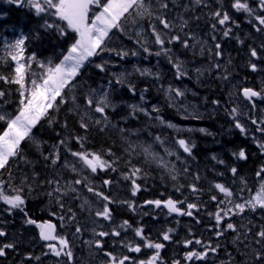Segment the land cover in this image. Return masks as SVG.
Instances as JSON below:
<instances>
[{"label":"snow or ice","instance_id":"1","mask_svg":"<svg viewBox=\"0 0 264 264\" xmlns=\"http://www.w3.org/2000/svg\"><path fill=\"white\" fill-rule=\"evenodd\" d=\"M9 4L15 5L20 8L27 7L30 11H33L35 16L41 19V23L38 29L33 31L30 35L21 34L14 40V42H6L4 47L7 52V57L13 64L12 75H0V81L8 85H16L18 100L16 102V109L14 112L7 111L2 105L9 103V97L11 92L7 89H0V204L4 207L0 208V213H7L12 216L14 213H23L24 223L26 225H34L39 230L40 240L46 242L45 246L48 252L44 255H52L56 258L66 257L68 264H71L73 260V252L71 250V244L68 238L58 235L56 232V225L50 221L38 222L33 219L26 210L27 197L25 195L26 190L31 192L33 186L30 182V177L24 175L19 184L14 183L15 172L14 169H19L21 165H30L31 161L25 154V145L27 142L32 143L36 147H39L42 143L34 132L38 125H42V121L46 122L51 128L57 123L55 113L61 111V105L71 103L73 107L68 108L67 111L75 112L80 108V104L77 103V96L75 90L78 87L77 80L85 72L89 64H94V68L99 72L104 73L108 70L109 60L104 59V54L114 55L121 60L127 58L129 55L137 56V51H127L122 47H113V30L116 32L125 34L129 33V26L141 27L138 24V17L145 15L151 16L152 13L148 10L145 0H7ZM159 4V14L155 16V20L162 25L163 29L171 30L174 27L173 21L170 20L166 12L169 8V4L166 0H157ZM195 5H203L207 7L206 0H194ZM255 7L252 6L250 0H232L231 8L236 12H243L247 14L251 19L248 23L251 24L256 32H264V0H254ZM7 18V14H0V20ZM211 18L214 21L211 24L213 32L218 27L223 29L222 35L224 38L232 36V27L229 24L235 25L239 28V24L233 18V16L222 8L216 9L211 12ZM59 22H63V25ZM151 35L154 37V43L159 46V50L154 53L150 47L147 46L146 40L140 39L141 32L137 31L134 35L138 38L136 43L148 55L165 56L170 64L175 69L176 79H182L187 76V70L182 61L178 58H173L171 55V49L165 45L180 42L184 48H189V42L187 39L182 40L179 35H169L157 30L155 24L150 25ZM187 27V21H183L181 28ZM69 30L75 35L71 38L72 42L69 46L61 50L58 61L55 59L44 58L40 59L35 53L25 58V46L29 39L40 40L41 32L49 35H56L59 40H65L69 36ZM132 38V34H129V39ZM211 39L215 41L217 37L212 35ZM239 43H243L239 37H236ZM215 56L220 58L223 55L221 44L215 43ZM264 48V44L260 46ZM250 56L255 59H260L258 50L255 47L250 48ZM99 57L101 62L94 63V58ZM35 64L36 71L33 69ZM249 68L251 71H258V65L253 62H249ZM216 68H220L217 63ZM136 72L142 77H153L154 80L160 79V73L153 72L149 68L136 67ZM197 73L203 74L200 69H196ZM223 79L227 80L228 76L224 75ZM115 84L125 85L124 74H120L115 78ZM127 89L132 95H136V85L128 82ZM162 87V86H161ZM113 87V80L107 81V87H101L99 89H91L84 93V103L87 106L85 116H88L90 111L92 115L99 114L100 119H96L95 123L100 125L102 123L108 124L109 118L107 109L112 108L115 110L116 104L112 100V91H109ZM148 88H144L140 95V100L144 101L145 96L143 93L148 92ZM164 93L170 101V106L183 108L184 116L187 119L201 120L204 117L195 109V106L185 105L184 98L186 97V91L181 88L168 85ZM193 95H196L193 93ZM242 97L251 104V108H256L255 101L264 100V89L254 90L250 87H244L241 91ZM214 105L219 106V100H213ZM130 112L128 115L132 118H136L139 113H143L146 117H150L152 113H159L160 108L153 105L151 112L146 108L140 107L137 104H131L128 106ZM189 107H192V111H189ZM228 115L233 120V125L242 135H248V128L241 122L239 116L240 110L237 107L231 109H225ZM249 121L255 126V131L259 132L261 136H264V118H253L251 112H249ZM91 119V116H89ZM160 124L167 128H173L177 132L181 131H198L205 135H212L206 128H187L181 129L177 125L170 121H165L162 116L157 115L155 117ZM67 122L64 127L67 128ZM80 127L87 130L89 124L85 122L84 116H81ZM123 131V129H121ZM257 147L264 154V140H258L255 136L252 137ZM77 143L81 145L83 149L84 138L75 137ZM156 140L161 141L159 136ZM175 144L182 149V152L189 157H193V150L196 148V144L191 139L177 138L174 141ZM59 144L64 146L67 144V140H60ZM71 156L77 158L91 173L95 174L98 171H116L114 167L115 161L109 162L104 159L101 153L88 152V151H71L68 149ZM147 151V149L145 150ZM172 155V153H169ZM232 155L237 160H247L248 154L245 149L241 148L239 151H233ZM111 157V152H109ZM179 158V157H177ZM194 158V157H193ZM46 161L50 160L52 165H56L60 160V150L58 147H54L52 153L48 156H44ZM212 160L218 164H224L225 161L218 159L216 155L212 156ZM65 167H68V163L65 162ZM71 170L75 172L77 169L73 165ZM184 172H188L187 168H184ZM141 169L134 168L132 172L124 176L125 180L131 182L132 196H136L141 191V185L137 183V179ZM230 172L233 177H238L237 167H231ZM7 173V178H4ZM223 175V173H220ZM255 177L259 182V189L254 195H250L248 198L243 196L238 197L241 202H237V199H233L234 191L225 186L222 183H215L214 188L223 195V199L217 198L216 195L211 196V200L216 202L217 208L214 213H208L209 216L215 220L213 226L216 231L215 235L219 240L224 236L226 232L231 231L235 233V239L233 243L237 244L239 254L243 258L244 264H264V225H261L258 230H253L251 221L247 227L234 224L231 221L232 217L243 218L247 212H257L260 210L264 212V165H261L258 171L255 172ZM240 182L243 185L240 191L243 193L247 189V181L243 177H239ZM173 180L176 179L174 175ZM195 180H199L197 175ZM81 180L74 181L76 185L81 184ZM46 183L52 186V191L48 192V196H56L57 204L61 209L64 208L62 202L63 196L67 195V191H62L60 181L57 179L48 180ZM104 185H110L111 180L105 179ZM87 186V185H86ZM190 190L193 193L200 191L195 183L189 185ZM72 192H76L77 189L71 187ZM88 192L93 193L95 196L100 197L105 203L102 206V210L95 212V216L102 218L106 221H112V211L109 208V204L113 203L109 196L104 195L103 192L95 191L93 187L87 188ZM179 191V188L177 189ZM251 191L250 189H248ZM127 204L128 208L135 212L137 205L132 201H122ZM231 205V207H228ZM152 206L155 209L166 208L169 214H177L179 216L194 217V213L200 211V207L196 203L185 202L181 200H174L169 197L166 200L154 199L146 200L140 207ZM183 206V207H182ZM71 212V209H68ZM55 215V213H52ZM144 215H149L145 212ZM61 221L64 220L63 216H60ZM72 219L75 220V214L72 215ZM199 222V221H197ZM0 223H3L0 221ZM132 225L128 220L123 221L119 226V229H130ZM81 227L77 226L76 233L81 232ZM135 237H138L141 243H125L123 246L131 253H141L144 248L152 249L153 254L147 259L134 260L128 255L117 256L112 252H105L104 255L108 257L106 264H164L161 257V250L164 249L165 244L162 242H156L150 240L144 234V227L138 226L133 229ZM174 230L172 228L162 232V240L170 241L172 239L171 233ZM8 233L4 228L0 227V237H6ZM98 237L120 236L121 231L117 228H113L111 232L99 231L95 232ZM98 249L103 248V242L101 239L94 241ZM186 248H190L191 245H200V251L190 249L185 253L184 260L186 262L193 261H206L209 255H215L218 253L221 245L219 243L213 244L210 241L205 242L201 239H186L184 242ZM251 245V247H250ZM16 244L14 242L0 243V257H6L8 250H15ZM226 264H236L232 253H227ZM37 261L40 260L39 256L34 257ZM27 260H32L31 255L26 257ZM173 264H180V261H173Z\"/></svg>","mask_w":264,"mask_h":264},{"label":"trees","instance_id":"2","mask_svg":"<svg viewBox=\"0 0 264 264\" xmlns=\"http://www.w3.org/2000/svg\"><path fill=\"white\" fill-rule=\"evenodd\" d=\"M145 2L152 15L138 17L139 24L144 23L147 19L153 21L154 14L158 12L157 0H145ZM5 13L7 14V18L0 20V75L10 76L12 75L13 66L7 57V53L4 51L1 43L2 40L7 37H14L16 34L20 35L21 32L30 35L38 29L42 21L27 7L20 8L9 4L7 0H0V14ZM137 31L139 29L131 25L129 26V33L122 34L113 30L112 46L122 47L129 52L137 51L142 56L141 58L148 57L136 43L138 38L134 33ZM129 34H132L131 39H129ZM74 35L69 30L68 38L59 40L54 34L49 35L41 32L40 40L29 39L26 42V53H35L40 59L50 58L58 61L61 50L69 46L72 42L71 38ZM146 36L144 38L141 36L140 39L144 40ZM147 46L150 47L148 44ZM103 58L110 62L106 72L101 73L94 68V64H89L82 76L77 80L78 85L81 87L75 90V95L78 98L77 103L80 104V108L75 112H69L67 109L73 107L71 103L61 105V111L54 114L57 123L50 128L46 122L42 121V125H38L37 129H34L37 138L42 141L41 145L36 147L32 143L27 142L24 146L25 154L28 156L31 164L21 165L19 169H14L16 173L14 183L18 185L24 175L30 177L33 190L31 192L26 190L25 192L28 200L26 204L27 211L32 206L36 210L35 216L38 220L42 221L46 218L45 214L41 213L44 195L48 190L46 181L55 174L56 169L63 170L65 173L67 172L66 169H62L63 164L61 160L66 155L71 156L68 149H71V151L101 153L103 158L109 160V162L115 161L114 167L116 171H98L95 174L87 170L84 171L83 175L91 178L85 182L93 186L94 190L98 189L97 186L103 185L105 179H108L112 181L110 185L114 187L98 189V191L130 192L131 182L125 180L124 176L130 174L134 168L141 169L137 179V183L141 185V191L137 195L140 200H166L171 197L174 200L185 201L188 199L187 192L191 191L189 185L193 183L200 189L198 192H213L214 189L212 186L215 182H212L211 179L214 173H218V176L221 177L222 166L225 167L224 173L227 174V186L234 192H241L240 189L243 185L240 182L239 176H231V167H237L238 173L247 177L245 179L247 181V189L243 192L250 193L259 188V184L255 182L258 156H253L251 153H248L247 160L241 162L237 159L232 160L229 152V145L232 143L227 140L230 139L229 137L222 135V132L214 138L198 132H174L164 125H158L154 117H146L143 113H139L136 118L130 117L128 115V112H130L129 105L141 104L143 106L147 101L156 104L160 108L159 114L166 119H171L180 124L191 125L199 123L198 120L185 118V116L180 115L179 112H176L174 108L169 106L161 88L158 87L160 83L158 80L148 82L147 77H142L135 71L136 67L142 66L141 63L145 61L144 59H140L141 61H139L138 65V61L134 60L131 55L121 60L119 57L105 53ZM99 62H101L99 57L94 58V63ZM146 64L149 69L158 68L154 55L148 58ZM120 74H124L125 85L115 84V78ZM109 79L113 80L115 90L112 91V89H109V91H112L111 98L117 106L115 110L112 108L107 109L108 124L102 123L97 125L95 120L100 119L99 114L93 116L89 111L88 116H85L87 106L84 103V93L91 89L107 87V81ZM128 82L136 85V95H132L128 91L126 86ZM146 87L149 90L147 93H144L145 100L141 101L139 96ZM0 89H7L11 92L9 103L3 105V107L15 111L18 100L17 86L8 85L0 81ZM191 90H194L197 95L196 101L200 103L202 110H204L202 104L206 106L215 96H221L222 93V90L218 86H199ZM218 91L219 94L217 95ZM188 97L193 98L191 95H188ZM81 116H84L85 122L89 124L87 130L80 127ZM89 116H91V119ZM65 122H67V128L64 127ZM204 122L207 123L208 121ZM2 126V123H0V127ZM157 136L164 140V145L158 144V140H156ZM75 137L84 138L83 149L77 143ZM177 138L191 139L195 142L196 148L193 150L194 158L189 157L182 152V149H179V146L174 143ZM60 140H67V144L61 146L59 144ZM54 147L59 148L61 156V160L56 165H52L50 160L46 161L44 159V156L52 153ZM146 149L147 151H145ZM109 152H111V157H109ZM169 153H172V155ZM213 155H216L218 159L224 160L225 163L217 167L212 166L211 162L214 161L212 160ZM71 157L73 164L76 162L80 164L77 158ZM184 168H187L188 172H184ZM212 168L214 170L213 172H211ZM174 175L176 176L175 180L172 179ZM197 175L200 177L199 180L194 179ZM4 178H7V173H5ZM178 188L179 191L177 190ZM117 213L123 214L124 216V212L120 213L117 211ZM32 216L34 217V214ZM124 218H128V216ZM131 220L134 221L132 218Z\"/></svg>","mask_w":264,"mask_h":264},{"label":"rangeland","instance_id":"3","mask_svg":"<svg viewBox=\"0 0 264 264\" xmlns=\"http://www.w3.org/2000/svg\"><path fill=\"white\" fill-rule=\"evenodd\" d=\"M218 1L220 2V0H218ZM187 13L188 12H185V13L181 12L179 14V17L175 19L176 22L174 24V27L171 30L176 35H178V33H180V32L183 33V35H184V33L187 31H188L187 33H189V34L195 33L192 30V28H191V31L189 30L190 27H186L187 29H185V27L183 29L181 28V24L183 23V21H189V17H185V15ZM240 14H242V15L240 16ZM246 15L247 14H245L243 12H237L234 16L237 18L242 17V19H243V17H245ZM248 19H251V18L248 17ZM243 23L249 24L248 20H244L240 23V28H241L242 34L247 32V30H244L242 28ZM153 24L156 25L157 30H158V24H157V21L155 20V18L153 19ZM141 26H142V28L137 27V29H139V31L141 32V36L143 38L145 35H147L146 39H144V40H146L148 42V45H151V44L156 45L154 43V37L151 35V31H148L145 25L141 24ZM160 28H161V25H160ZM174 28H177L178 30H175ZM180 29H182V30H180ZM158 31H160V30H158ZM169 31L170 30H167V32H166V30L164 29L163 31H160V32L167 34V35H170ZM207 35L209 36V34H207ZM239 36H240V33H237L236 37H239ZM17 37L18 36L14 37V38L4 39L2 41L3 45H5L6 42H14V40ZM239 38L241 39V37H239ZM207 40L206 41H202V40L198 41V39H192L193 45L190 49V52L193 53V52H195L196 49L206 50V48L208 47L210 52L213 53L210 56L214 57L215 51L213 52L212 46L216 40L213 41L212 39H209V38H207ZM217 42L219 43L221 41L218 40V41H216V43ZM220 44H223V43H220ZM235 48L236 49L233 51L234 52L233 57L236 58V56H238L241 58L242 61L240 63H238V65H239L238 68L232 69V70H229V65H228L230 57L225 54V50L223 48H222L223 58L220 59V62H216V61H213V62L209 61L208 62L207 56L204 55L206 57L205 62L200 60L199 64L191 65V69H190V66L188 67V63H186L187 62L186 57H183L178 52H174V54H173V51H171V55L173 56V58H178L180 61L183 62L188 74H187V76L183 77L182 79H179V82H180L179 83L178 80H176V77L173 76V69L174 68H173L172 64H170L168 62L167 58L165 56H163V62L167 64L168 68L170 67V69L168 70L170 76L168 78H166V80L163 84L164 87H161V88H162L163 93H164V90L167 89L168 85H172L173 87L181 88L182 90H185L186 91V97L184 98V104L190 105V106H195V109L203 116L204 115L203 113H205V110H202L200 103H198L196 101L197 95H193L194 92H191L189 90L192 87L191 84L189 82H187V83H183V82H185L186 80L187 81L188 80L203 81V80H206L208 78V73L209 74L212 73L214 76L209 77V80H210V78L217 79V85H218V87H220V90H222L221 96H219V97L217 96V98L213 99V100H219L220 105L219 106L214 105L212 103V101H213L212 100L211 103L206 104V106L204 104H202L203 108L209 107L208 108L209 110L207 112L211 113L212 116L216 115V116H218V118L226 116L229 120L233 121L232 118L225 111V109H231L232 107H237L241 112L239 119L241 120L242 123H244L246 125V127L248 128L249 134L247 136L242 135L239 132V130L237 133L240 136L247 137L246 139L249 141L248 143H249L253 153H255V154L261 153V159H262V161H260V166H261V165H264V154H262L261 150L257 147V144L254 142L252 137L255 136L258 140H264V136H261V134L259 132L255 131V126H253L250 123L248 114H249V112H251V115L253 118H264V100H258L257 99L255 101L256 108L252 109L251 104L247 103L246 101H244L241 98L240 91L242 88L245 87V85H249V87L253 88L254 90L264 89V48L255 47V48H257L258 54L261 57L260 59H255V58H252L250 56V48H252V46H249V50L245 51L247 53H243L242 55H241V53H239V46H236ZM4 50L6 51L5 47H4ZM24 55H25V58L30 56L26 53H24ZM145 55L149 56L146 53H145ZM144 60L147 61V59H144ZM249 62L256 63L258 65V71H255V72L251 71L249 66H248ZM217 63L220 65L219 69L215 67V65ZM144 68H146V65H144ZM33 69L36 71H39L38 69H36L35 64H33ZM162 69L164 70L165 67L162 66ZM196 69H200L203 74L201 75L200 73H197ZM156 72L162 73L161 70H157ZM224 75L228 76L227 80L223 79ZM161 76H163V74ZM259 82H261V83H259ZM242 84H245V85L240 87ZM188 93H190V94H188ZM218 94H219V91H218L217 95ZM187 95H192L193 98L191 99ZM168 102L170 104L169 100H168ZM138 105L140 107L146 108L150 112L152 109V106L155 104H151L149 106H146V105L141 106V104H138ZM2 107H3V105H2ZM175 108L178 110V112H181L184 114L183 108H177V107H175ZM188 110L192 111L193 109H192V107H189ZM7 111H11V110L7 109ZM11 112H14V111H11ZM213 122H214V120L210 121L212 126H214ZM219 125H221L222 127L226 126L225 130L227 133L228 132L235 133V131L231 132L234 130V128L231 127L233 125V123L227 122V123L221 124V121H220ZM177 127L181 128V129L189 128L186 126H178V125H177ZM190 127L196 128V129L201 128L199 126H190ZM183 132H187V131L185 130ZM192 132H198V131H192ZM240 141L241 140H238V142H236L235 144H233L231 146L232 148H234V151H237V149L240 147V144H241ZM255 147H257L258 150H254ZM241 148H243V147H241ZM61 162L63 164L62 169H66L67 172L66 173L61 172L60 176L56 179L60 181L62 191H67V193H68L67 195L63 196L62 202L67 201V202L73 204L74 206L78 205L79 210L77 212H74V213L73 212H66V211L60 213L61 214L60 216L64 217L63 221H61L59 219L60 216H58L56 213L49 220L55 221L57 223L58 228H59L58 230L60 232L59 235L65 236L66 238H68L70 241V244L74 245V247L79 246L78 248H75L76 251H78V249L84 251V257L83 258L87 257L90 259H95L92 264H106L108 257L105 259H102V260L98 259L99 256L102 257V255H100V251L95 246L94 241L96 239L102 240V238L96 236L95 232L105 231V230L108 231L107 227H109V229H110L109 232H111L113 228L118 229L122 223L119 224L117 222V220L113 219V218H112V221L110 222V221L103 220L102 218L96 217L95 212L98 210H102V206L105 203V201H103L100 197L95 196L93 193L88 192L87 188L91 187V185L89 183L81 182V184H79V185H76L74 183L75 180L71 175H77L80 177L82 174H84V171H86V170L89 172H91V171L89 169H87L79 160H78V162L80 164H77V162L73 164L72 157L68 156V155H66L61 160ZM65 162L68 163V165H69L68 167L64 166ZM73 165L74 166L78 165L79 170L75 166L77 170L75 172H73L71 170V167ZM61 171H63V170H61ZM88 179H89V177H87V176L84 177V180H88ZM71 187L76 188L77 191L72 192L70 190ZM56 198H57L56 196H53V197L49 196L48 202L45 203V205L42 209L44 210L46 207H48ZM136 205H137V210L135 212H137V211H139V212L145 211L146 212L147 211V209H145L144 207H140L143 204H136ZM3 207L4 206L2 204H0V208H3ZM228 207H231V205H228ZM64 210H68V209H64ZM50 213L52 215L53 212H50ZM73 214H75V220L72 219ZM262 217L264 219V216H261V218ZM12 218H13V216H9L7 213H0V221L3 222V223H0V225L7 224L9 221L12 220ZM238 218H241V217L236 216V217H234L233 220H236ZM243 220H244V217L242 218V221ZM253 220H251V221H253ZM39 222H41V221H39ZM240 222L241 221H238V222H235L234 224L240 225ZM245 224H246L245 225V227H246L249 225V222H246ZM251 224H252V222H251ZM261 225H264V223H262ZM30 226L31 225H28L27 227H22L20 229V231H23L25 233V237H26V239H28V241L31 239L32 240L33 239L39 240V230L34 226L35 231L33 232L32 228ZM77 226H80L82 229L80 233H76V231H75ZM0 227H2V226H0ZM132 229H135V228L132 227V228L127 229V230H124V229L120 230L121 235L119 236V239L123 241V244L125 241L130 242V243H134V242L141 243L140 239L138 237H135L134 231H133V233L131 232ZM4 230L8 233V235L5 237V239H10V238L14 237L15 234L13 232H10L9 230H7L5 228H4ZM110 237H111V239H115L117 236L115 237V236L110 235ZM234 237H235V233L232 232V236H230V241L233 242ZM21 242L24 245H26V243H27L26 240H22ZM25 249H27V248H25ZM143 250L145 251L144 254H148L149 256H151L153 254L152 249L144 248ZM139 255H141V253H139ZM87 260L88 259H86V261ZM46 264H54V262L52 260H49V262L48 263L46 262Z\"/></svg>","mask_w":264,"mask_h":264},{"label":"flooded vegetation","instance_id":"4","mask_svg":"<svg viewBox=\"0 0 264 264\" xmlns=\"http://www.w3.org/2000/svg\"><path fill=\"white\" fill-rule=\"evenodd\" d=\"M207 9L209 10H216L219 8H222L225 11H228L230 14L235 15L237 12L231 8L230 5H227L223 3L222 1L218 0H207ZM195 10H200V11H193L189 14H186L185 17H189V21H187V27H190L189 30H192L199 36L203 37L204 39H211L212 35H215L216 37L219 36L221 38L223 30H216L214 34L212 32H208L207 29L204 27L203 22H207V20L210 21V19L204 15L201 11L202 9H195ZM198 14L201 19H203V22L201 23L200 18L196 19L194 17V14ZM191 15L193 16V20L191 19ZM248 18V17H246ZM238 19V18H237ZM238 22H242L241 20L238 19ZM248 24L243 23L242 28L244 30H248L246 27ZM185 29H187L185 27ZM237 33H240L242 35L241 28L236 27V32L234 35ZM264 33V32H263ZM209 34V36L207 35ZM225 54L230 57L228 54L229 51V43L225 42ZM228 50V51H227ZM242 60L240 57L236 59V66L230 67V70L236 69L239 67L238 63H240ZM231 62V57L229 59V63ZM228 63V64H229ZM261 83V82H259ZM258 83V84H259ZM245 84H242V86ZM249 86V85H245ZM186 202V201H185ZM192 203H196L198 206L203 205L201 204L200 201L197 200H192L189 201ZM183 207V206H182ZM200 207V206H199ZM158 211L163 213V216L159 218L161 221V224H159V229L153 230V229H148L149 226L152 225L153 219L152 216L147 215L146 217L143 218L144 224H146V229H144V234L147 236L150 240L156 241V242H162L165 244L164 249L161 250V257L164 262V264H173V261H180V264H226L227 262V253H229V244H228V239L226 237L227 232L225 233L224 236L220 237L219 240L217 239L216 235H214L216 229L213 227L215 225V220L213 217L208 215V212L205 208L200 207V211L194 213V217H189V216H179L177 214H169L166 208H160ZM133 212L130 210L128 207L124 209V216L123 214H118L114 219L117 220L119 224L123 223V221L128 220L129 223L131 224L132 220L129 215V213ZM123 213V212H120ZM128 216V218H124ZM199 221V222H197ZM3 228L9 230L10 232H13L15 235L14 237L10 239H5V237H0V243H8V242H14L16 244L15 250H8V255L6 257H0V264H46L48 263L49 260H52L54 264H68L67 258L66 257H61V258H56L52 255H44V253L48 252L47 247L45 246L44 241L42 240H37V239H31L28 241V239H23L26 240V245L22 244L27 250L25 252L20 249L21 247V239L20 236L22 235L20 229L22 227H26L25 225L18 224V223H7V224H2L0 225ZM32 228V231L34 232V225L30 226ZM172 228L174 231L171 233L172 239L170 241H163L162 240V235L161 233L166 231L167 229ZM191 229V231H197L195 234L189 233V234H184L182 231L184 229ZM108 232L110 231L109 227H107ZM118 230H121L118 228ZM106 231V230H105ZM214 231V233H213ZM132 232V231H131ZM116 237V236H115ZM186 239H201L205 242H211L213 244L219 243L221 245V248L219 249L218 253L215 255H209L208 259L206 261H193V262H186L184 260L185 253L188 252L190 249H194L197 251L202 250L200 245H191L190 248H186L184 246V241ZM103 242V248L99 249L100 255L98 259H105L107 258L104 253L105 252H112L114 255L121 256V255H128L132 257L134 260H143L147 259L149 257L148 254H144V250H142L141 255L139 253H131L128 252L127 249L123 246L125 243H130L125 241L123 244V241L119 239V236H117L115 239H111L110 235L107 237L102 238ZM136 243V242H134ZM28 244V245H27ZM96 246V245H95ZM74 245H71V250L73 252V260L71 264H92L95 259H90V258H83L84 257V251L78 249V251L75 250ZM251 247V246H250ZM83 254V255H82ZM134 254V255H133ZM31 255L33 257L32 260H27L26 257ZM39 256L40 260L37 261L34 257ZM234 259H237L236 264H244L243 258L240 257H233ZM86 259H88L86 261Z\"/></svg>","mask_w":264,"mask_h":264},{"label":"bare ground","instance_id":"5","mask_svg":"<svg viewBox=\"0 0 264 264\" xmlns=\"http://www.w3.org/2000/svg\"><path fill=\"white\" fill-rule=\"evenodd\" d=\"M186 11H184V13H185ZM187 14H189V12L187 13ZM242 14H240V16H241ZM194 17L196 18V19H199L200 17H199V15L198 14H194ZM247 17V15L245 16V17H243V19H242V17H238V19L239 20H241V21H244V20H249L248 18H246ZM191 19L193 20V16L191 15ZM200 20H201V23L203 22V19H201L200 18ZM153 24V21H150V20H145L144 21V23H141V24H143V25H145L146 26V28H147V30L148 31H151V27H150V25H152ZM139 24V23H138ZM141 24H139V25H141ZM203 24H204V27L205 28H210V29H207V31L208 32H212L213 34H214V32H213V30H212V28H211V22H209V20H207V22H203ZM238 24H239V26H240V22H238ZM175 30H178L177 28H174ZM173 29V30H174ZM166 30V29H165ZM180 30H182V29H180ZM166 32H167V30H166ZM170 32V35H176L172 30H170L169 31ZM232 32H233V34H232V36H230V37H228V38H224L223 36L221 37V38H219V36H217V39H216V41H221V42H219V43H223V44H221V47L224 49L225 48V42H228L230 45H229V52H228V54L230 55V57H231V62L228 64L229 65V70H230V67H234L235 68V66H236V59L238 58H235V57H233V55H232V51H234L236 48V46H240V43L238 42V40L236 39V35H234V33L236 32V26L234 27V28H232ZM178 35L180 36V37H183V33H178ZM263 35H264V33H263ZM166 36H169V35H167L166 34ZM216 41H215V43H216ZM215 43L213 44V46H212V50H213V52L215 51V47H214V45H215ZM218 43V42H217ZM167 48H170L171 49V51H173L174 50V48H173V44H167L166 43V45H165ZM179 49V48H178ZM152 50V49H151ZM153 50H154V52L155 51H158L159 50V47H154L153 48ZM211 54H213V53H211L210 52V50L208 49V47L206 48V50H202V49H196L195 50V52H193V53H191V54H188L187 55V57H186V63H188L190 66L191 65H194V64H199V61L200 60H202L203 62H205V60H206V57L204 56V55H206L207 56V58H208V62L210 61V62H213V61H215V60H220V59H222L223 58V55L218 59L217 57H215V58H212L210 55ZM155 56V55H154ZM155 58H156V61H157V65H158V68H161L162 66H164V67H166L167 66V64L166 63H164L163 62V55L162 56H159V57H157V56H155ZM138 65H139V61H138ZM165 73V72H164ZM179 114L180 115H182V116H184V114L183 113H181V112H179ZM223 176L224 177H226L227 176V174L226 173H223ZM124 199H127L126 197H124ZM63 204H64V209H73L72 208V206H74L73 204H71V203H69V202H67V201H63ZM44 206V205H43ZM42 206V207H43Z\"/></svg>","mask_w":264,"mask_h":264}]
</instances>
